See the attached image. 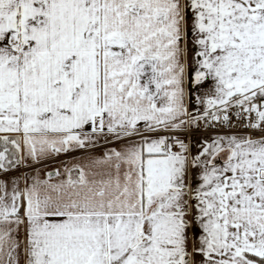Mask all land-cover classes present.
<instances>
[{
    "label": "snow or ice",
    "instance_id": "obj_1",
    "mask_svg": "<svg viewBox=\"0 0 264 264\" xmlns=\"http://www.w3.org/2000/svg\"><path fill=\"white\" fill-rule=\"evenodd\" d=\"M0 264H264V0H0Z\"/></svg>",
    "mask_w": 264,
    "mask_h": 264
},
{
    "label": "crops",
    "instance_id": "obj_2",
    "mask_svg": "<svg viewBox=\"0 0 264 264\" xmlns=\"http://www.w3.org/2000/svg\"><path fill=\"white\" fill-rule=\"evenodd\" d=\"M209 87L210 82H206L199 88L195 85H191L186 88V102L190 112H203L205 110L207 107L206 102L200 101H206V93L208 92ZM206 138L208 137H195L188 140L193 154H196L198 148ZM113 146H115L114 143L106 144L103 138H100L94 148L77 149L68 153H62L58 156H54L53 158L46 159L39 164H34L30 168H22L21 172L26 171L34 175L35 169H39L41 178H46L49 172L54 173L57 169L63 172L66 167L71 168L74 164H87L90 158L101 156L107 148ZM196 172L197 170L193 169L190 173V178H192ZM18 174L19 173H13V175ZM53 179L55 180L59 178L53 176Z\"/></svg>",
    "mask_w": 264,
    "mask_h": 264
},
{
    "label": "built area",
    "instance_id": "obj_3",
    "mask_svg": "<svg viewBox=\"0 0 264 264\" xmlns=\"http://www.w3.org/2000/svg\"><path fill=\"white\" fill-rule=\"evenodd\" d=\"M203 113V112H199ZM237 118L233 115V122L235 123ZM246 131L245 129L239 127L238 125L232 129H229L227 127H222L219 125V122H217L216 127H211V128H205L203 125L199 130H193L186 135L182 136L181 138L185 140L186 143H188V140L191 139L192 137H212L217 134H224V133H230V132H244ZM255 135H259L258 132L255 133Z\"/></svg>",
    "mask_w": 264,
    "mask_h": 264
},
{
    "label": "rangeland",
    "instance_id": "obj_4",
    "mask_svg": "<svg viewBox=\"0 0 264 264\" xmlns=\"http://www.w3.org/2000/svg\"><path fill=\"white\" fill-rule=\"evenodd\" d=\"M213 137V136H212ZM192 138H195V137H192Z\"/></svg>",
    "mask_w": 264,
    "mask_h": 264
}]
</instances>
